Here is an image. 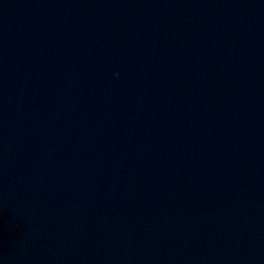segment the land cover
Masks as SVG:
<instances>
[{"label":"water","instance_id":"95a60500","mask_svg":"<svg viewBox=\"0 0 264 264\" xmlns=\"http://www.w3.org/2000/svg\"><path fill=\"white\" fill-rule=\"evenodd\" d=\"M0 264H264V0H0Z\"/></svg>","mask_w":264,"mask_h":264}]
</instances>
